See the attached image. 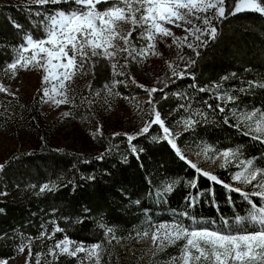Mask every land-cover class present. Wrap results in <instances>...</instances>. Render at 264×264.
Instances as JSON below:
<instances>
[{"label": "trees", "instance_id": "trees-1", "mask_svg": "<svg viewBox=\"0 0 264 264\" xmlns=\"http://www.w3.org/2000/svg\"><path fill=\"white\" fill-rule=\"evenodd\" d=\"M235 2L238 0H226V17L214 21L217 36L214 40L207 38L198 56L180 46L179 52L168 59L161 76L147 88L157 91L149 93L136 82L117 85V91L127 96L149 94V100L141 103L144 109L141 127L130 134L98 136L96 141L102 151L96 155L47 141L41 110L43 95L35 92L25 111L26 124L42 137L39 146L17 149L0 161L5 165L0 171V262L19 255L18 249L23 245L28 248L27 259L29 251L32 253L31 264H36L37 254L39 264H96L97 259L98 264H131L125 255L114 253L117 240L139 239L155 225L178 219L186 225L197 222L207 225L214 221L211 224L214 229L231 226L256 230L251 225L235 224V216H246L250 210L242 195L249 188L236 184L231 177L241 161L250 159L264 171V135L250 130L242 118L244 112L264 113V87L260 86L264 85V14L244 11L228 15ZM111 6L96 5L98 9ZM76 8L74 3L41 6L30 0L0 2V77L7 72L6 66L18 58V49L26 45L23 40L26 34H32L34 39L45 37L39 26L45 15ZM14 23L22 28L17 29ZM135 42L143 47L147 40ZM189 42H193L192 38ZM187 59L195 63L187 68L185 78L173 77V71H185ZM104 62L107 63L106 59L95 57L88 61L90 82L76 98L73 96L76 102L84 103L82 111L89 115L91 99L100 95L98 89L109 77ZM156 111L165 121L164 126L174 135L180 134L175 142L183 159L168 142L154 139L163 135L156 125L148 134L131 141L137 154L131 152L127 136H135L146 122L155 118ZM201 112L203 116L195 115ZM189 118L198 121L190 130L186 131L187 126L175 129ZM187 148H204L210 157L238 149L239 157L226 168L214 166L207 171L209 177H204L189 166ZM101 153L104 158L96 159ZM211 175L232 188H241V193L228 191L221 183L211 181ZM194 179L197 188L191 187ZM170 181L175 182L173 191L165 193L164 186ZM44 184L54 189L41 192ZM210 190L214 195H208ZM189 196L196 198L194 206L189 205ZM252 199L262 206L260 199ZM185 212L187 216L180 215ZM57 227L63 231H55ZM65 238L72 242L69 252L75 249L74 245L98 243L102 252L97 257L86 256L84 252L71 257L62 251V245L56 247Z\"/></svg>", "mask_w": 264, "mask_h": 264}, {"label": "snow or ice", "instance_id": "snow-or-ice-1", "mask_svg": "<svg viewBox=\"0 0 264 264\" xmlns=\"http://www.w3.org/2000/svg\"><path fill=\"white\" fill-rule=\"evenodd\" d=\"M37 5H57L60 3H74L77 8L65 12L63 10H55L53 13L45 15L44 20L40 21V25L44 32V38H35L32 34L28 33L23 37L26 43L25 46H21L18 58L8 64L6 67L8 70L15 72L19 68H27L29 63H34V66L44 67L39 61L36 60V50L41 53H47L48 75H45L43 79L49 80L50 76L54 75L53 69H63L62 72L56 77L59 81L60 88L65 87V81H70L72 73L69 71L75 68L77 64L83 65L86 60H90L92 57L97 59H107L113 56L115 53L108 51V46H111V41L119 36V39L124 41L125 47L121 51L127 52L129 56L136 59L138 55L140 58L151 50L154 45L148 44L146 48L132 49L129 51L128 45L131 43L129 37L132 33L127 35H120L113 25L116 21L127 22L131 19L135 29H141L137 39L148 40L153 39V30L159 31L163 36H172L173 33L170 29L164 28L158 22V20L171 23L174 26H179V22L183 21L185 25V31L189 33L193 42H189V36L182 38L185 41L184 45L188 49L192 50L197 56L199 55V49L206 46L208 37L215 39L217 36V26H214V21L223 20L226 17V0H136L137 7L133 8L130 0H35ZM100 3H110L112 6L106 8L104 11L96 10V5ZM120 5H123L121 7ZM127 8V12H125ZM184 9L185 11H181ZM244 11H253L256 13L264 14V0H238L235 2L234 7L228 9V15L240 14ZM159 12V14H158ZM140 13L139 20L136 19V14ZM37 16L41 13H36ZM191 17V18H189ZM196 21V23L193 22ZM99 22V25L97 24ZM190 26V27H189ZM14 27L21 29L22 26L14 23ZM147 33V35L145 34ZM45 44L51 45V47H45ZM85 46L91 49V55L85 51ZM32 50L33 55L26 57L23 53ZM69 52L72 54L69 55ZM79 56V61L77 57ZM53 59L59 61L53 64ZM184 60V57H181ZM195 63L192 59H187L185 65V71H173L172 76L178 79L185 78L187 68H190ZM117 65H111V68L115 70ZM123 68H128L129 65L125 63ZM114 75L123 76L124 72L115 73ZM235 75V74H233ZM191 79H195L194 76H189ZM227 79V77H224ZM123 81H116L117 84ZM264 87V85H260ZM105 85V88H108ZM142 87V86H141ZM190 87H195L192 85ZM215 87V86H214ZM0 90H3L0 88ZM149 93L157 91L155 88L146 89ZM200 91H205L204 88H200ZM43 95L48 97V91L43 90ZM59 95L65 97L63 100H57L56 103H67V97L64 92H59ZM229 101L232 97H227ZM151 104V100L148 102ZM183 107V105H181ZM211 106L209 105V108ZM221 112L223 108L219 109ZM197 116H203L204 114L195 113ZM206 119V117H205ZM247 120H252L255 123L256 131L258 134L264 135V118L258 113H252L246 117ZM187 127L186 131L190 130L198 121L191 118L181 121ZM153 125L160 126L162 129V137H154V139H163L168 142L172 149L176 151L178 155L183 159L184 156L181 153V149L177 146L176 137L180 134H173L171 129L165 125V121L161 119L160 112H155V118L151 122H146L145 126L135 135H128L127 140L131 146V141L137 139L139 136L148 134ZM251 126V125H249ZM114 135H120L119 133ZM259 138V135L257 136ZM209 149L211 146H208ZM131 152L137 154L135 146H131ZM104 153L96 159L100 160L104 158ZM224 157V164L221 167H227L229 162H234L239 157V150L233 151L228 149L220 153ZM189 166L194 169L198 175L209 177L207 171L201 172L195 163L187 161ZM242 168L241 171L236 172L231 179L234 182H243L244 184H252L253 181H257L259 176V182L257 184V190L252 193H242L246 202L249 204V212L246 216H235V224L251 225L256 230H247L246 228L229 227L228 229L212 228L211 224L214 221L204 224H184L182 220H176L172 223H159L156 231L157 236H154V240L159 239L160 243L167 242L169 245H175L178 241L183 240L184 244L180 247V252L183 253L179 259L193 261H200L201 258L205 261V264H228L229 259L236 262V264H264V206H257L252 197L258 199H264V171L259 169L254 162L250 159L248 161H241L238 165ZM5 165L0 164V171L3 170ZM94 179V177H90ZM211 181L221 183L228 191L241 193V188H232L230 185L224 184L222 181H218L216 175L210 176ZM174 181H170L164 186L165 193H171L173 191ZM191 187L197 188V181L194 179L191 182ZM54 186L44 184L40 191H52ZM2 194V193H0ZM209 196L214 195L213 191H209ZM190 206H194L196 203L195 197H187ZM181 216H187V213H181ZM55 231H63L59 227ZM111 231V230H109ZM235 231L236 234H233ZM147 235V233H144ZM139 235V234H138ZM72 243L67 238L57 243L56 247L61 245H67ZM100 244H94L91 249H99ZM189 249L193 250L196 255H190ZM23 252V245L18 249ZM64 253H67L71 257H77L78 253L89 251L83 244L76 245L73 251L68 250L67 247L62 249ZM55 255V253H51ZM32 253L29 251V257L26 260V264H31ZM173 260L178 258L174 257ZM36 264H39V254L36 257ZM98 264V259L96 261Z\"/></svg>", "mask_w": 264, "mask_h": 264}, {"label": "rangeland", "instance_id": "rangeland-1", "mask_svg": "<svg viewBox=\"0 0 264 264\" xmlns=\"http://www.w3.org/2000/svg\"><path fill=\"white\" fill-rule=\"evenodd\" d=\"M6 1L11 0H0V2ZM30 1L35 2V0ZM130 2L133 8L137 7L136 0H130ZM120 6L123 7V5ZM96 10L104 11L105 9L96 7ZM181 11L185 10L181 9ZM125 12H127V8H125ZM136 19L139 20L138 13L136 14ZM158 22L162 27L170 29L173 35L165 37L159 31L153 30V39L151 41L147 40L146 45L143 47H139L135 42L136 40L141 42V40L137 39L141 29L134 30L131 19L127 22H115L113 27L120 35H127L129 32L132 33L134 31L133 35L129 37L131 41L127 46L129 51L132 49L139 51L141 48H146L149 43L154 45V47L143 58L137 55L136 59H133L127 52L121 51L125 44L123 40L119 39V36L111 41V46L106 45L108 51L115 54L106 59L107 63L104 62V65L108 67L109 77L102 87L98 89V94L100 95L96 97L95 94L93 97L96 98L91 99L93 104L90 115L89 112L85 113L82 111L84 103L76 102L77 99H73V96L76 98L80 90L84 91L90 82L89 60H86L82 66L77 64L75 68L69 70L72 73L71 80L65 81L64 88H60L59 81L56 78L63 69H53L54 75L50 76L48 81L43 79L45 75H48V68L50 67L47 64V53H41L36 50V60L44 67L34 66V63H29L27 68L18 67L15 72L7 69V72L0 77V88L3 89L0 90V161L17 149L24 150L39 146L42 137L26 124L25 111L26 104L34 98L36 91H40L43 95V90L46 89L49 94L48 97L43 95L41 110L45 120V125L43 126L46 134L45 138L52 145L84 154L96 155L102 151L96 141L98 136H107L120 132L130 134L138 130L141 127L139 126L141 115L142 117L144 115V113L142 114L144 109L141 103L149 100V94L142 92L139 95L127 96L117 91V85H128L131 82H136L147 89L151 83H155L161 76L168 59L172 58L176 52H179V47L184 40H178L177 38H182L186 35L191 38L189 33L185 31L183 21L179 22V26H174L162 20H158ZM193 22L196 23L195 20ZM97 24L100 26L99 22ZM45 47H51V45L45 44ZM84 50L88 52L89 56L91 55L90 48L85 46ZM71 54L69 52V55ZM23 55L31 57L33 51L30 50L23 53ZM77 60L79 61V56ZM58 62L53 59V64ZM125 63L129 65L128 68L122 67ZM113 64L117 65L115 70L111 68ZM113 72H124V75H114ZM116 81L123 82L117 84ZM105 85L109 87L105 88ZM61 91L67 97V103L55 102L65 98L59 95ZM252 113L255 112H244L242 113V118L250 130L257 132L255 123L246 119ZM258 114L261 118H264V113ZM9 120H13V123H10ZM185 126L181 122L175 126V129L178 130ZM186 152H188V159L192 163L206 171L225 162L224 157L220 155L222 152L214 157L207 155L204 148H187ZM241 170L242 168L238 166L236 172ZM258 182L259 176H257V181H253L252 184L235 183L248 187L249 191L244 193L250 194V192L257 190ZM260 201L262 206H264V199H260ZM195 224L199 225L201 223L197 222ZM157 226L155 225L151 232L139 239L117 240L114 245L116 250H114V253L118 256L125 255L131 264H185V260L179 259L183 255L180 252V247L184 244V241H178L175 245H169L167 242L161 244L159 239L154 240V236L158 235ZM62 246L63 248H69L70 245ZM91 246H84L89 250L84 252V254L89 257L99 256L102 248L91 249ZM23 249V252L16 257L1 261L0 264H26L28 248L25 247ZM189 254L196 255L197 253L189 249ZM174 257L178 259L173 260L172 258ZM187 264H205V261L203 258L200 261L188 259ZM228 264H236V262L229 259Z\"/></svg>", "mask_w": 264, "mask_h": 264}]
</instances>
